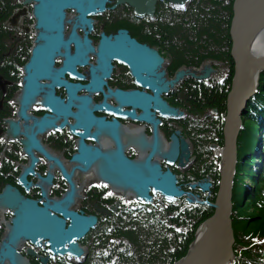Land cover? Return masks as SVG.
<instances>
[{"label":"flooded vegetation","instance_id":"1","mask_svg":"<svg viewBox=\"0 0 264 264\" xmlns=\"http://www.w3.org/2000/svg\"><path fill=\"white\" fill-rule=\"evenodd\" d=\"M116 3L109 0L101 13H87L82 21H75L79 13L66 7L69 22L64 23V35L85 38L92 46L85 49L79 41L70 42L67 50L55 55L51 71H34L24 67L36 38L35 4L0 0V196L5 202L0 204V243L7 236L6 223L13 224L23 210L13 205L11 194L23 203L42 206L71 193L69 210L98 220L91 230L101 222L106 226L111 205L115 213L124 212L127 205L136 209L130 206L132 199L102 183L88 166L90 158L103 162L108 159L103 155L111 156L117 148L129 160L151 155L183 185L203 174L196 181L209 180L210 198H215L222 177L218 151L225 146L220 123L231 85L229 66L197 51L194 39L183 30L186 24H157L156 13L184 12L186 0L179 7L162 1L154 9V19L139 18L132 7ZM120 30L138 43L139 51L128 54L122 46L118 54L112 41L109 46L99 44ZM135 93L160 97L182 115L164 117L155 104H143ZM145 110L153 114L151 119L144 116ZM153 134L167 144L175 137L179 157L186 153L182 141L186 142L183 166L177 161L168 165L162 149V154H152L147 139ZM87 146L98 149L99 155H89L82 149ZM193 192L203 196L198 188ZM85 239L78 241L84 249ZM9 248L26 264L76 263L64 256L51 259L48 246L35 245L26 235Z\"/></svg>","mask_w":264,"mask_h":264},{"label":"water","instance_id":"2","mask_svg":"<svg viewBox=\"0 0 264 264\" xmlns=\"http://www.w3.org/2000/svg\"><path fill=\"white\" fill-rule=\"evenodd\" d=\"M30 1V0H27ZM34 2L33 14L35 15L34 29L36 31L35 40L33 43V50L30 62L24 67L25 69H31L34 71H42V68H46L51 71L53 67V60L55 55H59L62 51L68 49V44L74 42L78 44V41L84 45L85 49H89L92 45L89 40L85 38L75 37L72 33L64 35V23L66 20L65 8L69 7L76 10L79 15L75 17V21H82L87 13H101L105 9V5L108 0H32ZM154 0H117L118 4H127L132 7L134 14L137 16L146 15L152 17L154 13L153 4H150ZM170 3H182V0H167ZM154 3V2H153ZM246 0H235L233 3L232 20L230 24V39L231 44V56L234 61V77L232 79V86L228 93L227 104L230 106V99L232 92H235L239 83L240 73L238 72V58L244 60L249 64L253 73L259 74L264 72V57L262 60L257 61L252 55L251 46L255 35L263 28L264 25V9L261 13L250 19L244 26L243 31L238 37L240 30L239 25L244 19L246 11ZM146 4L147 8H143ZM177 5V4H176ZM44 12V13H42ZM112 41V42H111ZM114 47V51L118 54H122V46L126 48L127 53L139 51L138 43L128 36V34L121 30L116 36L112 38H105L99 44L104 46ZM78 46V45H76ZM251 54V55H250ZM248 57L250 60H248ZM135 59V56H132ZM255 63V66L253 65ZM252 73V74H253ZM181 74L178 73V77ZM259 79V78H258ZM258 81V80H257ZM258 86V82L249 87L246 95H244L241 105L238 106L233 113V120H229L227 116L225 122V133L228 129L232 130L231 139L228 140L227 147L231 149L230 165L224 171L222 170L221 188L219 194L214 203L207 201H200L197 196L184 192L177 184L176 177L170 171H162L160 163L151 159V155L142 156L136 160H129L122 152L121 149H114L112 155L108 153L104 154L107 160L103 162L89 160L88 166L90 169L94 168L95 174L103 182H106L110 187H117L124 193V197H132L138 204H152L153 199L157 197L156 204L160 205L161 198L167 203H171L176 199L184 196L188 204L197 203L200 205H208L213 209V214L210 218L206 219L198 228L195 233V239L188 247L187 253L183 258L179 259L175 264H199L196 263L195 257L205 252L208 248L206 240L211 226L214 220L220 214H223V221L226 225V235L228 236L227 243L224 246L223 253L220 257V261L217 264H234V256L232 251V245L234 243V236L231 225V192L230 187L232 184V178L235 172V159H234V143L236 140V133L238 128V122L241 114L244 113L246 102L254 95ZM136 94V99L140 100L146 105L153 103L157 106L160 115L164 117L178 118L182 115L176 109H173L167 105L160 97L142 96V94ZM117 108V107H116ZM229 113V112H228ZM152 113L145 110L144 116L147 118L152 117ZM159 122V121H158ZM232 124V128L229 125ZM152 146V154L163 152V158L168 164H173L179 155L178 144L175 137H171V142L168 145L165 142L159 140L158 135H152L149 139ZM149 145L147 141H144V146ZM226 147V148H227ZM83 150H87L89 155H99L98 149L95 147H82ZM162 149V152L160 150ZM186 143L182 141V151L186 152ZM187 153L180 156L179 165L182 163L181 159L187 157ZM78 156V155H77ZM75 156V158H77ZM103 160V158H102ZM199 187L201 191H208L209 185L206 183H194L191 185V189ZM6 191V190H4ZM13 205H21L23 210L17 219L13 221V224L7 223V236L0 243V264H3L5 260L8 264H26L25 260L21 256L16 254L14 248L10 249L9 246H13L17 243L19 238L24 235L27 236L35 245H41V243L49 246L48 253L54 256H67L68 258L78 259L84 258L83 249L80 247L78 241L84 237L96 224V218L93 216H82L75 211L69 210V206L72 202L71 193H67L61 199H49L44 202L43 206H37L33 202L23 203L19 201L18 197L13 194ZM225 196V208L222 209L219 204V198L222 199ZM3 195L0 196V204L3 202ZM114 211V208H109ZM222 210V211H221ZM200 234V236H199ZM199 236V238H198ZM198 239H201L198 241ZM203 247V248H202ZM45 262V258L43 259ZM201 264V261H200Z\"/></svg>","mask_w":264,"mask_h":264},{"label":"trees","instance_id":"3","mask_svg":"<svg viewBox=\"0 0 264 264\" xmlns=\"http://www.w3.org/2000/svg\"><path fill=\"white\" fill-rule=\"evenodd\" d=\"M233 2L192 0L184 13L171 16L161 9L156 18L160 24H186L183 30L194 39L196 50L220 58L232 77L229 26ZM258 82L241 119L236 143L238 161L231 199L235 264H264V163L255 166L256 160H264V150L254 156L258 128L264 135V73ZM222 105L224 117L225 103ZM212 214L211 208L189 205L181 198L160 207L138 206L135 211L111 215L106 226L101 222L85 239L89 255L82 264H174L186 254L198 226Z\"/></svg>","mask_w":264,"mask_h":264},{"label":"bare ground","instance_id":"4","mask_svg":"<svg viewBox=\"0 0 264 264\" xmlns=\"http://www.w3.org/2000/svg\"><path fill=\"white\" fill-rule=\"evenodd\" d=\"M162 1H165V0H154L153 1L154 3L151 1L149 5L153 4V8L156 9V7L159 4H161ZM172 4H177L179 6V3L173 2ZM146 6L147 5L144 4L143 8H147ZM245 6H246V11L243 16L244 19L239 25L240 30L238 32V37L240 36V33L243 31L246 23L249 22L250 19L255 17L257 14L261 13V10L264 9V0H246ZM176 12H179V11L173 10L170 13V15L172 16V13H176ZM141 16H146V15H141ZM141 16H137V17L141 18ZM156 20H157V24H160L158 23L159 20L158 19ZM262 27L263 28L255 35L254 40H253V44L255 42H258V44L256 45L255 43L254 46L253 45L251 46L252 55L251 54L250 55L251 56L254 55L257 61L262 60L264 57V25ZM248 60H250L249 57H248ZM238 61H239L238 72L240 73L239 80H238L239 85L237 89L235 90V92H232L231 99H230V106L227 104L228 96L225 101V105H226L225 116L226 118L228 116L229 120L231 121L233 120V113L235 112L234 110L238 106L241 105V102H243L242 99L244 95H246V92L248 91L249 87L251 86L253 87V85H255L258 82L257 80L261 74V72L259 74H256L255 72L253 73L252 69L250 68L251 62H249L248 64L244 60L240 59V57L238 58ZM253 65L255 66V63H253ZM226 118L224 120L223 131H224L225 143L227 146V138L228 140L231 139L230 137L232 135V130L228 129L227 133H225ZM229 127L232 128V124H230ZM239 132H240V129L237 130L236 137L238 136ZM262 136L263 137L261 138V141L264 142V135ZM186 147H187V144H186ZM186 153L188 152L186 151ZM231 153L232 152H231V149H229V147L223 150V160L220 165L221 172L222 170L224 171L227 167H229L230 162H231L230 157L232 156ZM234 159L236 160V163H237L236 156L234 157ZM224 197L225 196H222V199L219 198V204L222 209H224L226 205L224 204L225 203ZM211 226L213 227L211 231L209 232L208 237L206 239L208 240L207 241L208 249L205 252L195 257L196 263L198 262L200 264V261H201V264H217L220 261V257L223 253V250L225 248L224 246L226 245L227 239H228V236L226 235V225L224 224V221H223V214H220L219 216H217V218L214 220ZM200 240L201 239H198V241Z\"/></svg>","mask_w":264,"mask_h":264},{"label":"rangeland","instance_id":"5","mask_svg":"<svg viewBox=\"0 0 264 264\" xmlns=\"http://www.w3.org/2000/svg\"><path fill=\"white\" fill-rule=\"evenodd\" d=\"M224 110L226 111V105H225V108H224ZM247 179V178H246ZM247 183H248V181H246ZM248 185H249V183H248ZM262 187V186H261ZM131 205H133V204H130V206ZM127 207H129V205H127Z\"/></svg>","mask_w":264,"mask_h":264}]
</instances>
